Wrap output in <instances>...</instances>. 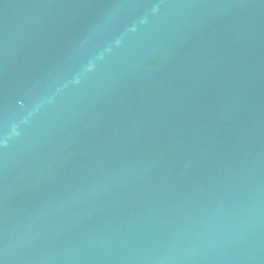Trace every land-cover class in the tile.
<instances>
[{
	"label": "water",
	"instance_id": "95a60500",
	"mask_svg": "<svg viewBox=\"0 0 264 264\" xmlns=\"http://www.w3.org/2000/svg\"><path fill=\"white\" fill-rule=\"evenodd\" d=\"M0 264H264V0H0Z\"/></svg>",
	"mask_w": 264,
	"mask_h": 264
}]
</instances>
